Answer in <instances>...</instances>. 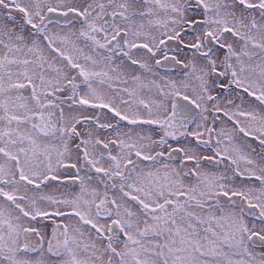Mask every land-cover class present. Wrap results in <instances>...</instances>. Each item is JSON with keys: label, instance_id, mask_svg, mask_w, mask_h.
<instances>
[{"label": "snow or ice", "instance_id": "snow-or-ice-1", "mask_svg": "<svg viewBox=\"0 0 264 264\" xmlns=\"http://www.w3.org/2000/svg\"><path fill=\"white\" fill-rule=\"evenodd\" d=\"M0 264H264V0H0Z\"/></svg>", "mask_w": 264, "mask_h": 264}]
</instances>
